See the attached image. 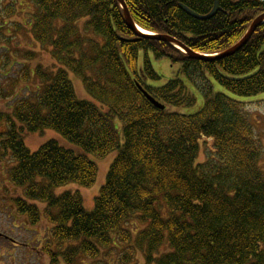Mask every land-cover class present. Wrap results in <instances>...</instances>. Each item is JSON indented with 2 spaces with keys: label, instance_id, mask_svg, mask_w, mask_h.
Segmentation results:
<instances>
[{
  "label": "trees",
  "instance_id": "1",
  "mask_svg": "<svg viewBox=\"0 0 264 264\" xmlns=\"http://www.w3.org/2000/svg\"><path fill=\"white\" fill-rule=\"evenodd\" d=\"M30 1L34 12L22 40L48 49L56 69L40 72L46 76L42 84L16 104L20 133L51 129L96 158L118 151L87 212L77 193L56 195L52 189L92 186L98 173L94 161L55 140L31 152L14 134L10 179L24 189L21 212L31 215V222L40 219L32 202L45 205L56 247L43 249L51 264L98 260L103 249L116 247L114 241L125 245L115 264H139L138 251L145 264H264L263 146L241 100L264 92V23L232 56L200 61L170 43L137 38L117 0ZM218 1L215 16L197 20L179 3L204 15L214 0H124L138 27L208 55L237 43L264 12L259 0ZM83 19L80 29L76 22ZM11 53L9 48L6 57ZM152 58L178 65L162 85L149 84L163 77ZM69 73L93 102L76 96ZM208 142L212 151L198 163ZM133 219L134 239L127 228ZM166 238L169 251L156 257Z\"/></svg>",
  "mask_w": 264,
  "mask_h": 264
},
{
  "label": "rangeland",
  "instance_id": "2",
  "mask_svg": "<svg viewBox=\"0 0 264 264\" xmlns=\"http://www.w3.org/2000/svg\"><path fill=\"white\" fill-rule=\"evenodd\" d=\"M0 11L4 14V16L0 17L1 18L0 25L4 26L0 30V37L8 38V41L2 39V41L0 42V52L2 53L3 49L1 48V46L4 45L12 49V52L15 51V54H13V56L8 59L9 62H5L6 60L3 59V62L1 63L13 65L14 69L10 74V78L12 79L16 78V80L19 82V84L18 82H16L15 85L14 81L12 79L9 80L7 77L0 79V86L6 88V92L3 88L2 89L6 94V97L11 101L14 100L15 93L19 94V92L21 95V99L29 98L31 97V95L34 94L35 88L41 85L42 80L46 77L45 74H40V72L43 71L45 73H49L50 70L55 71L56 67L54 66L55 65L54 61L48 49H46L44 46L39 45L38 43L31 42V44L29 45L28 42H24V40H22L27 35H29L27 28L24 25L28 27L26 19L28 18L29 13L34 12L32 2L30 0H1ZM7 13L9 14L8 17H6ZM84 22L85 19L79 20L76 22V26L77 27L79 26V28L82 29ZM14 27L17 28L20 27L26 29H20L18 31H15ZM13 34H19L21 39L20 37H17V39L15 40L10 39L13 36ZM20 42L21 44L20 46H18L17 43ZM20 53H22L24 56L21 57ZM26 54L27 56L25 57ZM1 57L2 54H0V58ZM151 63L154 71L163 77L159 82L149 83V84L162 85L168 80V78L174 76V74L178 70V65L172 66L165 59L155 60L152 58ZM69 77L71 79V82L73 83L76 96L79 99H84L93 102L94 100L87 94L84 87H82L83 85H81L82 84L81 81H79V79H77V77L73 76L71 73H69ZM193 81H195L196 85L198 83L199 86L202 87V84H200V82L196 79V77H193ZM190 94L198 98L195 90H193ZM241 100L246 103L248 116L250 118V121L252 122L254 132L256 136L260 139V142L262 143L263 146V155L260 160L259 166L264 174V92L251 99L242 98ZM168 110L171 111V107H168ZM23 140L25 146L31 152L38 150V148L44 143H46L48 140H55L60 146L66 149L73 150L76 153H84L80 148L69 143L59 133L51 129L44 130L43 132L40 133H29V134L24 133ZM209 143L210 142H208L207 145L203 144L201 146L196 160L198 163H203L207 159L206 152L207 154H209L212 151V148L210 147ZM209 148L211 149L209 150ZM117 153L118 151L115 150L103 158H96L91 154L84 153L91 160L94 161V163L98 168V173L95 183L90 187H82L77 184L70 183L65 186L54 188L52 189V192L56 195L61 194L63 192L77 193L82 200L84 209L87 212H92L94 207V198L99 194L101 187L104 185L109 166L117 156ZM22 196H23V190H22ZM33 203L37 205L40 211H43L44 209L43 207H45L43 203L38 201ZM161 212L163 215H165L163 210H161ZM135 222H136L135 219L130 220V225L129 224L127 225V228L132 233L133 239L136 236V230L138 228V227L135 228V226L133 225ZM51 228L52 225L47 223V221L42 217L36 226L38 232L37 238L38 239L40 238L42 240L36 244H33L34 247L39 249L38 251L35 250L27 251L24 247L11 249L9 245L6 247L5 243L4 244L1 243L0 264H51L52 260L50 256L42 250L43 242L45 241V238H47L46 232H49ZM111 237L112 239L116 240L115 233H112ZM114 245H116V247H114V249L112 250L103 249L101 251V255L99 256L98 260L94 261L82 257L79 261V264H105L107 262L111 264H115V260L118 254L121 252V250L125 248V245H121V244L117 245V241H114ZM51 248L53 251L56 250L55 242L53 241ZM167 251H169V243L166 238L164 245L156 252L155 256L159 257L160 255H162L164 252ZM105 254H107V256H104ZM137 254H138L137 262L139 264H145L144 257L142 256V254L139 251L137 252Z\"/></svg>",
  "mask_w": 264,
  "mask_h": 264
},
{
  "label": "flooded vegetation",
  "instance_id": "3",
  "mask_svg": "<svg viewBox=\"0 0 264 264\" xmlns=\"http://www.w3.org/2000/svg\"><path fill=\"white\" fill-rule=\"evenodd\" d=\"M1 48L3 51L0 52L2 54L0 58V79L8 77L11 80L10 74L14 69L13 65L1 63L3 59L6 60L5 62H9L6 57V52L9 49H5L4 46H1ZM12 80L14 83L18 82L16 78ZM2 88L6 92V88L0 86V244L5 243L6 247L9 245L11 249L24 247L27 251H38L39 249L34 247L33 244L42 240L37 238L38 232L36 229L40 219L33 223L31 222V215L21 212L23 188L15 185L10 179L11 171L16 164L12 147L15 139L14 134L23 136L20 133L21 126L14 119L13 111L16 102L20 99V92L19 94L15 93V98L11 101L6 97ZM46 233L47 238L43 242V249L49 243V234Z\"/></svg>",
  "mask_w": 264,
  "mask_h": 264
},
{
  "label": "water",
  "instance_id": "4",
  "mask_svg": "<svg viewBox=\"0 0 264 264\" xmlns=\"http://www.w3.org/2000/svg\"><path fill=\"white\" fill-rule=\"evenodd\" d=\"M117 2L120 4V6L122 8L127 26L137 36V38L147 37V38H150L153 40H158V41L170 43V44L174 45L176 48L183 51L184 53L188 54L189 57H191L193 59L200 60V61H210V60L222 59L225 57L232 56L233 54L238 52L248 42L250 37L256 31V29L262 23H264V12H263L260 15H258L255 19H253V21L249 25L247 31L245 32V34L241 37V39L237 43H235L234 45H232L228 49L218 53L217 55L216 54L215 55H204V54L197 53V52L190 50L182 42L176 40V38H174L170 35H167V34H155L154 35V34L144 33V31H142L140 28H138V26H136L135 23L133 22L132 18L130 17V13L128 11V8H127L124 0H117ZM179 7L182 9L183 12H185L186 14H188L189 16H191L197 20L210 19L213 16H215L218 11L221 10L219 7V1L218 0H214L212 9L207 14H204V15H200V14L190 10L188 7H186L182 3H179ZM143 95L146 97V99L154 107H156L159 110L164 109V106L162 104H160L158 101L154 100L146 92L143 91Z\"/></svg>",
  "mask_w": 264,
  "mask_h": 264
}]
</instances>
